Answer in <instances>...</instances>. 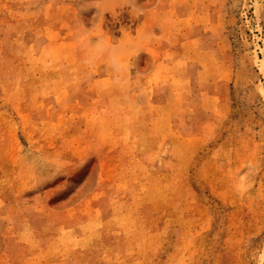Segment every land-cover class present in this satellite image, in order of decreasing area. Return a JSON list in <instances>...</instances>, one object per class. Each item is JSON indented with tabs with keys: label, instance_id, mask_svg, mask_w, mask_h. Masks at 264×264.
<instances>
[{
	"label": "rangeland",
	"instance_id": "obj_1",
	"mask_svg": "<svg viewBox=\"0 0 264 264\" xmlns=\"http://www.w3.org/2000/svg\"><path fill=\"white\" fill-rule=\"evenodd\" d=\"M0 264H264V0H0Z\"/></svg>",
	"mask_w": 264,
	"mask_h": 264
},
{
	"label": "bare ground",
	"instance_id": "obj_2",
	"mask_svg": "<svg viewBox=\"0 0 264 264\" xmlns=\"http://www.w3.org/2000/svg\"><path fill=\"white\" fill-rule=\"evenodd\" d=\"M200 148V147H199Z\"/></svg>",
	"mask_w": 264,
	"mask_h": 264
}]
</instances>
